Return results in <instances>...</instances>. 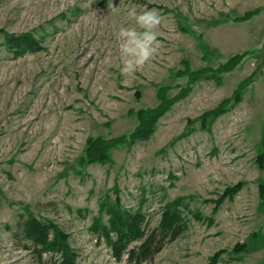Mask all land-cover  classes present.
Masks as SVG:
<instances>
[{
	"label": "rangeland",
	"instance_id": "rangeland-1",
	"mask_svg": "<svg viewBox=\"0 0 264 264\" xmlns=\"http://www.w3.org/2000/svg\"><path fill=\"white\" fill-rule=\"evenodd\" d=\"M128 3L0 0V264H58L20 235L31 217L63 233L75 264H135L117 261L95 224L130 210L157 226L168 206L185 233L142 264H263L264 0H135L161 13V43L126 75L115 33L134 24ZM23 35L40 49L9 46ZM250 76L238 105L201 119ZM162 94L172 104L148 140L88 161L90 140L128 138Z\"/></svg>",
	"mask_w": 264,
	"mask_h": 264
},
{
	"label": "trees",
	"instance_id": "trees-1",
	"mask_svg": "<svg viewBox=\"0 0 264 264\" xmlns=\"http://www.w3.org/2000/svg\"><path fill=\"white\" fill-rule=\"evenodd\" d=\"M259 13L254 10L246 13L237 21H249ZM9 46L15 51L39 50V43L29 35L12 37L8 41ZM264 54V48L256 51L255 54ZM240 56H234L229 68H235ZM228 65V64H227ZM208 77V76H205ZM253 81V76L247 78L235 91L234 95L227 97L213 110L207 111L201 119L213 116L217 118L227 112L229 108L235 107L242 101V93ZM186 95H180L176 101L184 99ZM161 104L151 110H143L139 113L140 124L136 130L127 137H117L112 139L90 140L87 150V159L90 163H105L109 161L110 151L125 143H135L137 141L148 140L155 132L157 121L169 110L172 104L161 95ZM191 121V120H190ZM189 121V122H190ZM195 121V120H193ZM192 122L188 123L189 126ZM205 124V122H202ZM260 164H263L261 158ZM235 193L234 189L229 190ZM19 233L29 243L31 249L43 258L46 254L57 255L58 264H75L73 256L69 255L65 247L63 233H52L49 226L37 218H26L19 226ZM94 230L98 233L99 240H104L110 247L113 257L121 262L125 258L130 263L142 264L152 260L159 254L167 244L179 239L186 230L185 219L174 207H165L162 210L161 219L157 226H151L147 222L146 215L141 211L131 212L130 210H119L114 212L108 223L95 224ZM264 264V263H263Z\"/></svg>",
	"mask_w": 264,
	"mask_h": 264
},
{
	"label": "clouds",
	"instance_id": "clouds-1",
	"mask_svg": "<svg viewBox=\"0 0 264 264\" xmlns=\"http://www.w3.org/2000/svg\"><path fill=\"white\" fill-rule=\"evenodd\" d=\"M108 7H116L113 0H108ZM125 13L134 24L121 25L116 30L118 53L115 61L122 74L130 75L143 67L158 52L161 42L157 29L161 24L162 15L157 9L137 5L135 0H129ZM256 47L264 48V41Z\"/></svg>",
	"mask_w": 264,
	"mask_h": 264
}]
</instances>
